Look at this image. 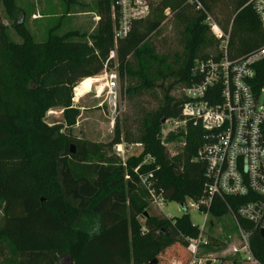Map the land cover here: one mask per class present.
I'll use <instances>...</instances> for the list:
<instances>
[{
    "label": "trees",
    "instance_id": "16d2710c",
    "mask_svg": "<svg viewBox=\"0 0 264 264\" xmlns=\"http://www.w3.org/2000/svg\"><path fill=\"white\" fill-rule=\"evenodd\" d=\"M173 1L177 8L182 0ZM0 2L7 12L14 10L13 0ZM111 2L99 0L97 31L87 37L50 33L38 44L18 28L22 41L14 43L0 24V240L16 257L15 264H58L63 259L70 264H149L166 250L170 253L164 264L189 260L186 240L197 237V227L185 212L179 218L164 219L147 214L150 196L140 181L151 174L148 180L154 192L182 208L186 199L198 202L202 198L205 167L196 160L203 144L201 128L186 122L184 131L178 133L184 146L175 152L161 142L163 120H181L186 98L166 94L143 117L137 140L141 152L124 164L111 154L120 144L117 126L109 143L70 141L60 133L62 127L45 123V115L61 108L64 127L70 130L79 115V109L71 105L73 89L105 67L111 70L112 63L121 80L132 76L131 58L139 61V79L146 89L155 87L168 73L175 75L181 89L199 82L194 62L197 50L208 44L205 15L229 34L226 51L231 61L263 46L264 34L250 0H196L201 9L184 30L186 60L173 73L166 59L144 42L158 30L157 18L167 7L174 13L166 0H159L152 3L146 19L133 23L127 38L117 45L115 60L108 61L113 46ZM152 69L153 78L148 76ZM263 84L264 59L256 64L251 82L253 90ZM172 138L170 133L168 139ZM240 201L228 198L229 210L235 212ZM229 210L215 200L208 212L219 219L228 216ZM139 217L144 219L141 235L136 232ZM249 245L257 263L264 264V239L257 230Z\"/></svg>",
    "mask_w": 264,
    "mask_h": 264
},
{
    "label": "built area",
    "instance_id": "2783aa9c",
    "mask_svg": "<svg viewBox=\"0 0 264 264\" xmlns=\"http://www.w3.org/2000/svg\"><path fill=\"white\" fill-rule=\"evenodd\" d=\"M158 1L112 0L113 46L108 61L115 60L117 45L127 38L133 23L146 19L152 3ZM186 3L195 11L201 9L196 0ZM249 4L264 34V0H250ZM204 24L216 35V50L195 59L194 73L199 74V82L181 89L186 98L181 120L198 125L203 131V144L196 160L205 167L203 196L198 202L191 201L193 209L203 216V223L196 226L197 237L186 240L190 252L186 264H205L207 261L215 264L203 257V251L211 248L204 229L207 223L209 225L208 210L213 201L229 210L228 198L241 200L235 212H228L237 232V245L230 250L246 264H258L251 254L249 239L253 231H264V84L253 90L251 82L256 64L264 59V45L246 57L231 61L226 51L229 34L222 33L208 15H205ZM102 77L104 98L100 106L105 105L108 120L113 125L118 115V74L105 67ZM170 121L176 125V121ZM134 146L142 149L141 144ZM115 155L124 158L125 150L121 145L115 146ZM150 178L151 174L140 177V181L147 188L151 207L163 214L166 202L151 188ZM242 223L251 228H244Z\"/></svg>",
    "mask_w": 264,
    "mask_h": 264
},
{
    "label": "rangeland",
    "instance_id": "374dc122",
    "mask_svg": "<svg viewBox=\"0 0 264 264\" xmlns=\"http://www.w3.org/2000/svg\"><path fill=\"white\" fill-rule=\"evenodd\" d=\"M14 10L7 12L0 2V24L6 27L9 39L14 43H21L17 29L26 31L33 42L41 44L47 36L52 33L63 36L67 33H78L84 37L92 36L97 31L99 23V0H13ZM169 6L174 8L176 4L173 0H166ZM176 2H178L176 0ZM110 11V9H109ZM157 18V16L155 17ZM197 13L194 8L182 0L174 13H170V8H166L158 20L160 24L158 30L149 34L144 42H147L159 57H164L171 66L172 72L178 71L185 62L184 55V30L192 25L196 20ZM208 44L197 50L196 57L208 56L214 53L217 47L215 33L208 29ZM78 40V39H77ZM82 41L90 43L88 38ZM130 69L135 72L132 76H125L118 81V115L113 125L110 124L105 105L101 104L104 98L102 72L96 75L101 81L97 92L96 85L92 90L80 98H75L74 89L72 91L71 105L79 109V115L75 120V125L70 130H66L62 118V109L54 108L45 115V123L55 128H60V133H65L68 140L91 141L96 143H109L113 137L115 127L119 133L120 144L125 150L123 159L115 155V146L111 150L121 163L131 156L140 154V150L135 148L140 135L141 122L143 117L156 109L158 102L162 101L165 95L175 99H180L182 90L177 83L174 74H165L164 78L157 80L156 86L146 89L139 79V61L129 59ZM144 65H148L144 63ZM109 69L117 71V66L112 63ZM148 76L155 77V70H150ZM119 74V73H118ZM77 87V86H76ZM102 96L100 97L99 95ZM186 123L182 120L176 121V125L171 121L163 123L161 130V142L170 151L175 152L184 146L179 132L184 131ZM173 135L168 139L169 134ZM192 202L187 200L183 208L176 203H165L163 214L149 205L150 216L157 218H179L183 212L187 213L193 226L200 227L203 223V216L191 206ZM205 226L206 236L211 242V248L203 251V257L215 262V264H246L242 257L235 256L231 252V247L237 243V232L230 216L215 219L208 218ZM144 219H137L138 228L136 232H143ZM2 226V213L0 207V229ZM133 231V230H132ZM237 245V244H236ZM170 251H164L161 256L155 259L156 264H164ZM16 257L10 253L2 240H0V264H15Z\"/></svg>",
    "mask_w": 264,
    "mask_h": 264
},
{
    "label": "bare ground",
    "instance_id": "6f19581e",
    "mask_svg": "<svg viewBox=\"0 0 264 264\" xmlns=\"http://www.w3.org/2000/svg\"><path fill=\"white\" fill-rule=\"evenodd\" d=\"M100 81L101 80L99 78H95V77L87 78V79L82 80L77 85V87H75V89H74L75 98L76 99L80 98L83 95L89 93L92 90L93 86H95V85H96V89H97V92H98L99 88H100V86H98ZM100 92H101V90L98 93H100Z\"/></svg>",
    "mask_w": 264,
    "mask_h": 264
},
{
    "label": "water",
    "instance_id": "95a60500",
    "mask_svg": "<svg viewBox=\"0 0 264 264\" xmlns=\"http://www.w3.org/2000/svg\"><path fill=\"white\" fill-rule=\"evenodd\" d=\"M162 123H165V120H163ZM70 153H71V154L74 153V149H73L72 146L70 147ZM180 207L182 208V205H180ZM259 234H260V237H261L262 239H264V231H263V230L260 231ZM58 264H70V261H69V259H63L62 261H59ZM149 264H156V261L153 260V261H151Z\"/></svg>",
    "mask_w": 264,
    "mask_h": 264
},
{
    "label": "crops",
    "instance_id": "0c3cea01",
    "mask_svg": "<svg viewBox=\"0 0 264 264\" xmlns=\"http://www.w3.org/2000/svg\"><path fill=\"white\" fill-rule=\"evenodd\" d=\"M82 230H83V233L86 232V229H85V227L83 225H82Z\"/></svg>",
    "mask_w": 264,
    "mask_h": 264
}]
</instances>
